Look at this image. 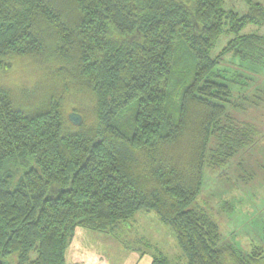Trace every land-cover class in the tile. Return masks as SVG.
Returning <instances> with one entry per match:
<instances>
[{
    "label": "trees",
    "instance_id": "1",
    "mask_svg": "<svg viewBox=\"0 0 264 264\" xmlns=\"http://www.w3.org/2000/svg\"><path fill=\"white\" fill-rule=\"evenodd\" d=\"M248 25H264L263 6L239 17L224 0H0V71L45 70L20 93L0 87V260L100 264L78 238L142 211L186 264L261 259L224 241L197 201L206 168L264 139V116L250 115L264 112V36L242 35ZM70 96L89 105L80 125L65 118Z\"/></svg>",
    "mask_w": 264,
    "mask_h": 264
},
{
    "label": "rangeland",
    "instance_id": "2",
    "mask_svg": "<svg viewBox=\"0 0 264 264\" xmlns=\"http://www.w3.org/2000/svg\"><path fill=\"white\" fill-rule=\"evenodd\" d=\"M252 4L264 7V0H224V9L243 17L249 13ZM250 34L264 36V25H248L242 35ZM232 38L230 34L221 36L212 56L221 54ZM44 75L45 70L34 60H17L11 70L0 71V87L20 93L23 88H29L35 83H45ZM251 88L249 93L252 95L256 87ZM82 100L84 98L78 96L66 98L63 112L67 121L71 113H83L81 110L85 108L89 110L87 101ZM251 114V117L258 119L264 116L263 111L255 109L250 110ZM197 201L201 209L217 222L224 241L233 244L245 255H251L256 249L262 248V257L255 264H264V139L239 158L236 157L228 168H206ZM158 219L155 212L142 211L129 222L120 223L114 233H98L105 235L103 238L85 232V235L79 237L80 240L82 238V250L84 253L97 254L106 264H133L140 258L137 257V251L127 252L123 256L116 246L135 247L136 243L141 242L143 250V244H149V253L152 255L163 254L171 264H185V260L175 252H178L179 246L174 232ZM158 223L162 228L155 227L159 226Z\"/></svg>",
    "mask_w": 264,
    "mask_h": 264
},
{
    "label": "crops",
    "instance_id": "3",
    "mask_svg": "<svg viewBox=\"0 0 264 264\" xmlns=\"http://www.w3.org/2000/svg\"><path fill=\"white\" fill-rule=\"evenodd\" d=\"M140 213V212H139ZM159 220V219H158ZM159 222L161 223V221L159 220ZM159 224V223H158ZM155 227H159V228H162V226L159 224V226L157 225V226H155ZM91 233H93V232H91ZM83 235H85V232L83 233ZM82 235V236H83ZM99 236L100 238H103L105 235H100V234H98V233H93L92 234V236ZM81 240H82V238H81ZM81 240H80V238H78V242H79V254L80 255H84V254H91V255H94V253L92 254V253H84V251L82 250V244H81ZM141 242H138V243H136V246L135 247H129V246H123V245H117L116 247L118 248V250H120L121 251V253L123 254V256L127 253V252H130V251H134V252H136L137 253V257H140V258H138V260L136 261H134V263L133 264H142V262L143 261H145V263H143V264H152V262H153V259L154 258H159V257H164V258H166L165 256H163V254H151V253H149L150 252V246H149V244H143L145 247V250H143L142 249V247H141ZM147 245V246H146ZM127 250V251H126ZM177 250H178V252L177 251H175L176 253H177V255H178V257L179 258H181L182 260L184 259L185 260V262L187 263V261H186V259H185V257H184V255H183V253H182V251H181V249L179 248H177ZM82 251H83V253H82ZM120 254V253H119ZM95 256L98 258V261H99V263L100 264H106V262L104 261V262H102L101 261V259H100V257L97 255V254H95ZM174 257V256H173ZM176 257V256H175ZM174 257V258H175ZM139 259H140V261H139ZM167 260H169L168 258H166ZM170 262V261H169ZM185 263V264H186ZM124 264H128V263H125L124 262Z\"/></svg>",
    "mask_w": 264,
    "mask_h": 264
},
{
    "label": "water",
    "instance_id": "4",
    "mask_svg": "<svg viewBox=\"0 0 264 264\" xmlns=\"http://www.w3.org/2000/svg\"><path fill=\"white\" fill-rule=\"evenodd\" d=\"M69 119L71 120L72 123H74L75 125H80L82 122V118L80 117V115L76 114V113H72L69 116ZM0 264H4L1 260H0Z\"/></svg>",
    "mask_w": 264,
    "mask_h": 264
}]
</instances>
